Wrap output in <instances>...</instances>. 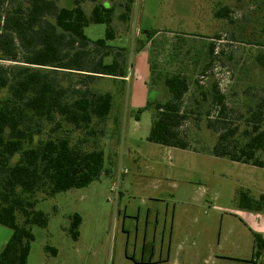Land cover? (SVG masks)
Segmentation results:
<instances>
[{
  "label": "rangeland",
  "instance_id": "rangeland-1",
  "mask_svg": "<svg viewBox=\"0 0 264 264\" xmlns=\"http://www.w3.org/2000/svg\"><path fill=\"white\" fill-rule=\"evenodd\" d=\"M56 1L60 7L73 6V0ZM115 2L102 1L107 8ZM133 2L129 23L119 21L122 10L118 9L113 24L117 38L108 43L114 48L127 49L131 81L125 85L112 78L94 82V89L114 96L111 115L105 122L94 124L95 133L75 130L67 124L59 132L88 150L97 142L105 151L108 173L86 188L49 198L43 192L32 197L38 202L36 210L47 214L49 225L33 227L35 242L28 264H112L114 261L124 264L128 237L132 242L129 252L133 254L136 248L133 242L142 235L144 222L138 231V216L145 219L151 208V211L159 209L162 218L164 208L173 203L177 205L181 237L192 235L190 227L184 224L188 214L182 213L186 209L185 212L190 215L194 212L198 219L191 226L195 237L201 232L205 238L222 239L224 253L231 254L241 235L246 250L239 258L250 256L252 238L237 215L239 196L246 192L257 199L264 194V168L210 154L218 135L207 127V114L216 116L217 110L212 98L203 101L200 93L219 84L228 107V121L231 126L244 129L247 118L264 97V0ZM93 6L88 0L83 4L88 14ZM225 8L230 9L229 17H218L217 13ZM107 28L105 24H92L85 29V34L97 41L105 38ZM145 32L155 33L151 41ZM211 45L215 47L213 56L209 51ZM111 60L108 58L107 62ZM150 74L149 88H146L144 78ZM176 74L187 77L190 85L183 110L192 112L184 128L193 151L170 150L148 142L153 112L138 114L150 99L170 98L165 79ZM9 96V89L2 90L0 102ZM52 128L53 124L46 125L43 133L36 136L35 145L47 140ZM260 157L264 161V153ZM20 158L21 154H17L11 165ZM75 214L83 220L77 241L68 233ZM11 236L12 230L0 225V251ZM48 247L56 249L59 255L48 252ZM136 249L139 255L140 247Z\"/></svg>",
  "mask_w": 264,
  "mask_h": 264
},
{
  "label": "trees",
  "instance_id": "trees-1",
  "mask_svg": "<svg viewBox=\"0 0 264 264\" xmlns=\"http://www.w3.org/2000/svg\"><path fill=\"white\" fill-rule=\"evenodd\" d=\"M85 1L73 0V6L60 7L56 0H0V92L10 91V96L0 102V225L12 230L0 252V264H28L35 242L33 227L49 225L47 214L36 210L34 195L43 192L49 198L86 188L108 173L105 151L97 142L88 150L59 132L67 124L93 134L94 124L105 122L111 115L113 94L99 92L93 84L103 78L124 81L128 77L127 49L108 43L117 38L113 24L118 9L122 10L119 21L129 23L134 2L111 0L115 3L107 8L103 0H88L94 4L88 14L83 7ZM229 13L225 8L217 16L227 18ZM92 24L108 26L104 39L92 41L87 37L85 29ZM145 33L150 41L155 34ZM209 51L213 56L215 47L211 45ZM165 85L168 100L150 99L138 110V114L153 112L147 141L192 150L184 128L192 113L183 110L190 90L188 79L182 74L168 76ZM200 94L203 101L211 97L217 110L216 116L207 114V127L218 135L210 154L264 168L260 157L264 153V97L242 130L228 121V107L219 84ZM48 124H53L52 135L35 145L36 136ZM17 154H21L20 160L11 165ZM239 206L264 214V194L255 199L241 192ZM82 221L79 214L71 217L68 233L74 241L80 237ZM254 240L260 255L264 240L257 234ZM47 251L57 254L54 248Z\"/></svg>",
  "mask_w": 264,
  "mask_h": 264
},
{
  "label": "crops",
  "instance_id": "crops-1",
  "mask_svg": "<svg viewBox=\"0 0 264 264\" xmlns=\"http://www.w3.org/2000/svg\"><path fill=\"white\" fill-rule=\"evenodd\" d=\"M148 62L151 66L150 58ZM132 68L133 70L135 69V74H138V69L134 66ZM151 68L152 66L150 67V72ZM151 74L150 77L144 78L146 88H149ZM130 81V75L128 74V77L121 82L125 85ZM167 148L170 150L176 149ZM185 210L182 214H188V218L184 224L187 223V226L190 227L189 234H192L191 236L186 235L185 237H181L180 234V227L178 226L180 220L178 218L177 205L174 203L173 205L167 204L163 212L165 216L162 218L159 209L151 211V208L145 219L138 216L136 227L139 231L140 223L144 222L143 231L140 237H136L133 246L136 248L140 247V254H137L136 248L133 250V254L129 252V247L130 245L132 246V242L130 241V237H128L126 241L124 264H230L238 262L256 264L255 260L258 256V247L255 244L254 236L255 234L260 235L264 240L263 213L243 210L239 206L237 215L241 217L240 223L252 238V245L249 247L250 256L248 258H239L246 250L241 235L238 236V242L234 244L233 252L231 254H225V245L222 239L212 240L210 238H205L201 232H198V237L194 236V230L191 226L194 227L193 225L198 219L194 212L190 215L189 212H185ZM207 234L209 235L208 232L205 233V235ZM58 255L59 252L57 251L56 257ZM112 264H115V261L112 262Z\"/></svg>",
  "mask_w": 264,
  "mask_h": 264
},
{
  "label": "flooded vegetation",
  "instance_id": "flooded-vegetation-1",
  "mask_svg": "<svg viewBox=\"0 0 264 264\" xmlns=\"http://www.w3.org/2000/svg\"><path fill=\"white\" fill-rule=\"evenodd\" d=\"M255 262L256 264H264V247H262V252L260 253V255L258 254Z\"/></svg>",
  "mask_w": 264,
  "mask_h": 264
},
{
  "label": "built area",
  "instance_id": "built-area-1",
  "mask_svg": "<svg viewBox=\"0 0 264 264\" xmlns=\"http://www.w3.org/2000/svg\"><path fill=\"white\" fill-rule=\"evenodd\" d=\"M112 191H116V188L115 187H112Z\"/></svg>",
  "mask_w": 264,
  "mask_h": 264
}]
</instances>
